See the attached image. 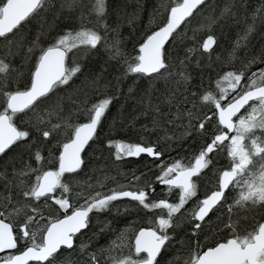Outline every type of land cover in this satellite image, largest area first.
I'll use <instances>...</instances> for the list:
<instances>
[{
	"label": "snow or ice",
	"instance_id": "1",
	"mask_svg": "<svg viewBox=\"0 0 264 264\" xmlns=\"http://www.w3.org/2000/svg\"><path fill=\"white\" fill-rule=\"evenodd\" d=\"M126 7L117 0L109 25L106 0H0V264H264V3L224 61L211 58L214 27L236 20L244 7L236 0L222 7L167 0L131 51L119 31L122 19H136ZM101 46L116 83L134 80L128 96H138L141 106L131 120L121 106L103 138L119 97L109 91V69L92 63ZM79 51L83 56L66 66ZM217 61L232 70L222 67L205 87ZM136 80L146 83L140 88ZM141 118L147 122L137 129ZM114 132H135L139 141L112 139ZM105 139L107 149L115 148L118 175L126 158L142 155L155 171H133L121 184L105 161L73 184L88 164L82 153L96 143L103 152ZM188 140L200 141L198 150L163 160ZM221 155L228 163L216 167ZM209 172L211 188L201 198L198 182ZM156 185L166 189L164 198H153ZM133 212L152 213L151 226L113 227ZM93 216L111 217L97 222L114 239L100 245L96 232L80 239Z\"/></svg>",
	"mask_w": 264,
	"mask_h": 264
},
{
	"label": "trees",
	"instance_id": "2",
	"mask_svg": "<svg viewBox=\"0 0 264 264\" xmlns=\"http://www.w3.org/2000/svg\"><path fill=\"white\" fill-rule=\"evenodd\" d=\"M113 1H117V0H113ZM119 2L122 5L127 6L126 11L129 14H131L133 12L136 13V19L132 25H129L127 19L125 18V19L121 20V25L119 28V31L125 40L126 49L128 51H131L132 47H133V44L131 41L133 39H139L144 34L145 30L148 27L154 26V25H150L151 14H152L153 10L158 5H160L161 3H167V0H119ZM208 3L211 5H219L221 7L223 6V0H208ZM236 3L238 5H240V4L244 5V7H241L238 9V16H237L236 20L235 21L228 20V21L222 22L221 24H218L214 27V34L216 36L218 43L213 46L214 51L211 52V58L213 61H216L218 56L220 57L221 61H224L227 58L228 53L231 51L234 42L238 38V35L242 34L246 22H250L251 12L254 9L258 8L262 3H264V0H236ZM112 8H113V6H112ZM207 12H208L207 8L203 9L202 13L197 14V18L198 19L202 18V14L207 13ZM111 15H112L111 20L107 19V23L109 25H114L116 22V17L114 19V14L112 13ZM113 19H114V21H113ZM158 22H159V18L157 17L156 23H158ZM35 23L36 22L33 21L32 23L25 25L24 28L26 30H32L35 26ZM193 26H196V25L194 24ZM101 32H103V29H101ZM188 35L189 36L192 35V31L190 29L188 30ZM198 35L203 37L204 33H199ZM109 37H111V32H109ZM257 47H258V45H257ZM240 55L242 57L243 53L241 52ZM93 56L97 57L96 58L97 60L93 62L94 65H102L104 67H107L109 69V72L111 73V66L104 64V61L107 59V55L105 54L104 48L102 46L100 48L99 54H93ZM204 59H205V61H207V59H208L207 54H205ZM233 63L235 64L236 68L240 67V61L239 60H236ZM193 66H195V65H193ZM222 67H223L224 71L232 70L230 67L223 65L220 61H217L216 63L213 64V68L215 69V71H213L211 73H205V75H204V86L205 87L208 86L210 78L213 81L216 79V72H219ZM255 70H257V68L254 65L252 67L251 71H255ZM114 77H115V73H111L109 78L112 81V86L109 89V91H110V93L119 97V103H117L112 108L110 113L108 112V114H111V116L113 117V114L115 115L121 109V106H123L124 115L127 116L129 120H131V118L133 116H135L141 110V106L138 103H137V105L135 104L136 110L126 109V107H127L126 102L128 105L131 106V105H134L135 98L139 99L138 96L135 98H130L128 96V94L126 93L127 92L126 87L133 85L134 80L126 79L122 83L117 84ZM197 82H199V75H197ZM136 83L140 86V88H142L144 86V83H146V82H141V81L137 80V81H135V84ZM136 91H139V89H136ZM121 93H123V95H121ZM93 98H94L93 99V102H94L95 97H93ZM131 100H132V103H131ZM115 107H116V109H115ZM114 109H115V111H114ZM80 122H83V119H81ZM146 122L147 121L144 118H141V120L136 124V128L138 129L140 127V124L146 123ZM111 123H112V118H110L109 121L107 122L106 130L104 129V131L101 132V138L104 137L105 132L108 131ZM112 136H120L124 139H127V140L129 139L130 141H131V139L139 140V135L135 132H131V133H127V134H125L124 132H119L118 134L114 132ZM154 138L155 137H152V139H154ZM199 143H200V141L188 140L186 143L183 144L182 147L175 146L174 150L173 149L166 150L165 154H167V155L177 154V155H182V156H185V155L190 156L192 154L193 150H198ZM95 145H96V148H95ZM95 145H94V148L92 149L91 156H90L91 157L90 158L91 162L89 165L90 168H88V169H90L91 172H93V169L95 167L94 164H95L96 159L94 158V155H95L97 149H99V146H98L99 144L96 143ZM94 149H96V151H94ZM107 152L108 151L105 152V150L103 152H100L101 153L100 155H102V158H103L102 161L107 160L106 159ZM11 155H12V153H9V156H11ZM7 158L8 157H4V159H7ZM25 159H27V157H25ZM107 167L109 168V173H113V174L117 173L116 169L112 168L110 166V162H109V164H107ZM251 223H252L251 220L247 221V223H246L247 227L250 226ZM92 224H95V223H92ZM93 232H96L94 226L86 233L85 237H80V239H85L86 237H92ZM96 233H98V232H96ZM100 235H101V233H99L98 236L94 237L93 242H98L97 239L99 238ZM79 242H80L79 240L76 241L77 245L79 244Z\"/></svg>",
	"mask_w": 264,
	"mask_h": 264
},
{
	"label": "flooded vegetation",
	"instance_id": "3",
	"mask_svg": "<svg viewBox=\"0 0 264 264\" xmlns=\"http://www.w3.org/2000/svg\"><path fill=\"white\" fill-rule=\"evenodd\" d=\"M66 66H68L67 65V60H66ZM242 112H243V110L241 111V113ZM83 122H85V121L83 120ZM16 123L19 125L20 121L17 120ZM111 138L112 139H117V140L124 139V138H122L120 136H112ZM124 140L130 141L129 139L128 140L124 139ZM138 141L139 140L131 139L130 142H138ZM90 143H91V141H90ZM104 143H105V152L108 151L107 152V157H106V159H107L106 161L108 162L107 164H109V162H110V166L112 168L116 169V166L111 164V160L114 159V156H112L111 153L115 152V148L113 147L112 149H107V140L106 139H105ZM94 145L95 144H93L92 148L88 149L86 153H82V156H84V158L88 161V164L85 167L84 172H82L79 177L72 178L73 184H75L79 180L87 179L88 176L93 174V172H91L90 169H88V168H90V166H89L90 162H91L90 161V158H91L90 156H91L92 149L94 148ZM52 146H53V142H52L51 145H49V148H51ZM95 148H96V145H95ZM45 151L46 152H44L43 155L45 157H47L48 149H46ZM100 152L101 151H99L97 149V151H96V153L94 155V158L96 159L95 164H94L95 165L94 169L104 166L103 164L105 163V161L104 160L102 161L103 158H102V155H100L101 154ZM185 156H189V155H185ZM185 156L177 155V154H174V155L165 154L163 156V160L166 161V162H171V161H173V160H175L177 158H183ZM225 157H226V155H221V156L216 158L217 159L216 167L224 166V165H220L221 164L220 161L222 159H224ZM126 159H127V163H124V164H122L119 167V172L122 173L121 175H118V173H116V174L109 173V175L116 177L117 181L119 183H121V184H127L129 182V180L131 179V173L133 171H135V174L137 176H139L141 174V172H149L150 169L152 170V172L155 171V164L151 163V159L152 158H150V157H146V156L142 155L140 158L131 157V158H126ZM159 162L160 161H157L156 163H159ZM185 162H187V161H185ZM145 165H147V166H145ZM45 166L47 167V163H46ZM116 172H117V170H116ZM149 174L151 175V173H149ZM210 176H211V173L209 172L208 175L205 176L202 181L198 182L199 185H200L199 195H200L201 198H203L204 193L209 191V189L211 188V184L209 183V177ZM113 186L114 185L111 184V183L108 184L109 188H111ZM174 191H176V190H174ZM165 193H166V189L164 188V186L156 185L155 186V195H154L153 198H164L165 197ZM167 198L169 199L170 202H173L174 199H178V196L173 197L171 195H168ZM194 202L195 201H193V203ZM191 206H192V204H189L187 207L190 208ZM112 215L113 216L116 215L115 214V210H113V214ZM152 218H153V214L152 213H146V212H139V213L133 212L130 215L122 214L121 217H118L116 219L115 223L113 224V227H116L118 225L120 229L131 227V228H134V229L138 230L140 227H149V226H151L150 225V220ZM98 219H99V221L104 222V221L110 220L111 217L110 216H100L99 218H97L96 216H93L92 223H95V224H92V227L94 226L96 232L100 233V228H102L104 225H103V223H99L98 224V222H97ZM246 223L247 222H243L241 224V229L242 230L244 228H249L250 229L251 225L247 227ZM110 239H114V236L108 235L107 234V230H105L104 233H101V235L99 236L97 241H98V244L104 245Z\"/></svg>",
	"mask_w": 264,
	"mask_h": 264
},
{
	"label": "rangeland",
	"instance_id": "4",
	"mask_svg": "<svg viewBox=\"0 0 264 264\" xmlns=\"http://www.w3.org/2000/svg\"><path fill=\"white\" fill-rule=\"evenodd\" d=\"M117 1H113V0H106V5H107V11H108V15H107V17H106V22H107V19L108 20H111V14L113 13L112 12V6H114V4L116 3ZM113 18V17H112ZM114 19H115V15H114ZM114 19H113V21H114ZM3 47V45L2 44H0V48H2ZM83 56V51H79V52H76L74 55H72V54H70V56H69V59L67 60V65L70 67L71 66V64H70V61L71 60H75V59H79L80 57H82ZM97 57L96 56H92V63L94 62V61H96L97 59H96ZM94 65V64H93ZM256 71V70H255ZM137 81V80H136ZM79 83V82H78ZM137 84V83H136ZM140 87V86H139ZM128 89H129V87H126V90H127V94H128ZM125 96V95H124ZM126 98V97H125ZM94 99V98H93ZM134 100V99H133ZM136 100H138V98H135V100H134V105H128L127 104V102H126V105H127V107H126V109H134V110H136V107H135V104L137 105V101ZM131 103H132V100H131ZM115 109H116V107H115ZM115 109H114V111H115ZM110 113V112H109ZM114 113V112H113ZM112 113V114H113ZM241 114H243V112L241 113ZM137 115V114H136ZM113 116H114V114H113ZM110 118H112V116H111V114H108L107 113V118H106V120L104 121V125H105V127H104V129L106 130V124H107V122L109 121V119ZM112 124V123H111ZM110 124V125H111ZM54 143H55V141H53V145H54ZM220 161V160H219ZM220 165H225V164H227L228 163V161H227V159H226V157L224 158V159H222L221 161H220Z\"/></svg>",
	"mask_w": 264,
	"mask_h": 264
},
{
	"label": "water",
	"instance_id": "5",
	"mask_svg": "<svg viewBox=\"0 0 264 264\" xmlns=\"http://www.w3.org/2000/svg\"><path fill=\"white\" fill-rule=\"evenodd\" d=\"M6 2V1H5Z\"/></svg>",
	"mask_w": 264,
	"mask_h": 264
}]
</instances>
